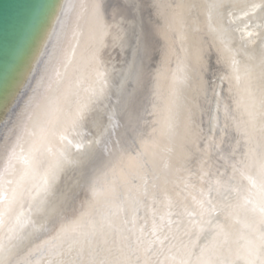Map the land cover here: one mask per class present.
<instances>
[{
    "label": "bare ground",
    "instance_id": "obj_1",
    "mask_svg": "<svg viewBox=\"0 0 264 264\" xmlns=\"http://www.w3.org/2000/svg\"><path fill=\"white\" fill-rule=\"evenodd\" d=\"M136 2L36 0L14 32L10 46L4 50L2 58H7L8 69L0 81V147L12 145L19 156L14 178H22L25 192L14 206L13 216L23 213L35 227L29 224L20 238L6 228L0 230V247L4 249L0 251V260H9L11 264H16V261L49 264L51 257L46 242L55 234L54 229L58 230L61 224L72 225L81 213L102 211L113 197L123 201L135 196L137 186L142 187L145 181L149 186L157 185L159 193L167 180L168 197L175 200L178 194L181 199L187 197V202L191 204L193 197L200 196L197 176L201 161H204L203 167L209 173L204 178V187L207 188L209 183L215 187V181L218 178L221 180L219 194L213 192L223 209L212 218L213 223L223 225L226 233L219 238L221 247L218 253L231 264H248L246 249L254 238L253 228L258 230L260 227V212L253 211L259 202V192L239 172L235 173L230 190L226 191L224 178L219 175L225 172V161L217 157L230 151V146H237L238 141L234 159H239L248 147L249 138L257 152L260 151L259 117L254 128L250 115L254 109L249 96V83L258 82L259 69L256 65L264 43L260 39L264 34V11L252 6L261 4L262 0H199L203 5L214 2L223 5L213 11L211 17L206 7L191 13L177 8L187 0H139L144 5H158L145 7L142 13L135 14L137 30L142 27L151 37L152 47L147 54L143 50H135V39L128 31L134 12L132 5ZM70 5L73 7L70 8ZM80 5L88 7L82 10ZM93 5H100L103 46L98 60L106 82L103 103L98 107L105 110L114 108L118 95L126 98L136 87L134 77L142 71L147 87L155 92L152 102L157 107V115L143 113L144 107L152 110V102L144 100L143 94L138 93L142 101L139 110L147 121L142 123L141 138L150 142L154 135H158L153 133V128L160 127L153 121L162 119L171 99L173 76L178 79L187 76L182 96L186 104L195 102L198 105L193 110V120L199 135L186 147L189 159L178 162L175 155L170 157L162 152L154 161L149 156H142L140 163L143 166L138 168L128 158L136 157L141 151L140 140L127 135L123 127L109 126L106 115L99 128L89 124L75 131L69 129L61 147L65 148L72 162L60 172L49 197L50 203L45 209H38V200L31 199L28 192L30 190L35 196L34 185L40 183V176L48 167L49 160L42 149L33 150L37 137L31 133H38L58 114V110L66 111L74 107L84 101L93 88L100 86L91 67L85 66L76 72L70 69L66 73L62 66L63 51L72 40L73 33L85 22H95ZM25 26V33L20 35ZM220 29L226 30L223 39ZM18 37L20 39L16 43ZM81 52L87 59L89 52L84 49ZM196 57L199 58L198 63ZM157 69L161 73L158 80L155 79ZM217 97L220 100L219 110ZM225 105L228 107L227 120ZM113 122L120 123L118 118H114ZM105 127L107 134L102 136ZM95 141L99 143L94 144ZM118 141L119 151L115 149ZM78 144L83 147H78ZM106 145L110 151H105ZM30 152L35 169L26 175L28 165L25 161ZM181 165L183 170L177 173L176 168ZM3 166L0 164V171ZM227 175H233L231 167L227 168ZM85 176L89 184L87 196L82 187ZM186 184H195L196 188L186 187ZM92 188L98 193L95 198ZM157 201L154 205L151 201L146 203L158 209L156 220L159 222V216L169 209L163 196L158 195ZM89 202H92L91 206ZM52 203L70 205V210L50 221L46 209ZM145 214L146 209L141 208L138 215L144 217ZM148 217L150 226V210ZM140 222L143 223V220ZM214 235L215 230L206 228L200 232L193 229L191 236L185 237V240L198 252ZM159 259L163 261V256Z\"/></svg>",
    "mask_w": 264,
    "mask_h": 264
},
{
    "label": "snow or ice",
    "instance_id": "obj_2",
    "mask_svg": "<svg viewBox=\"0 0 264 264\" xmlns=\"http://www.w3.org/2000/svg\"><path fill=\"white\" fill-rule=\"evenodd\" d=\"M70 8L73 6H69ZM87 5H80L82 10ZM96 13V20L93 23L85 22L79 26V30L73 33V38L68 42L67 48L63 51L62 66L67 73L70 69L73 72L79 71L85 66L91 67L94 72L99 88H93L90 95L82 102H78L74 107L68 110H58V114L41 127L39 132L33 131L31 135L37 137L33 144V150L42 149L46 158L49 160L48 167L40 176V183L34 185L36 189L35 196H32L29 190L28 194L34 201L38 200V209H45L50 203L49 197L58 180L59 174L66 164L71 163L65 148L61 143L67 139L69 129L75 131L80 127L91 124L99 128L104 116H107L108 124L112 128L123 127L127 135L134 140H140L141 151L136 157H129V161L135 162L136 166L142 167L140 158L149 156L154 161L155 157L162 152L170 157L175 155L178 162L189 159L186 153V147L194 141L199 135L194 127V108L198 105L193 102L186 104L183 100L182 89L186 84L188 77L178 79L173 76L171 89V99L168 103L166 113L162 119L154 120L153 123L159 124V128H153V139L143 140L142 123H146L143 113L148 115H157V107L153 100L155 92L147 87V80L142 71L137 72L134 77L136 87L128 93L126 98L117 96V103L112 109H103L98 107L103 103L106 82L104 72L100 70L98 55L103 46V29L99 23L100 5H93ZM147 8L158 7V5H144L137 2L132 5L134 9L133 17L129 21L128 31L135 39V50H143L147 54L152 47L151 37L146 34L141 27L137 30L136 13H142ZM206 7L209 16L213 11L223 7L220 3H211L203 5L199 0H187L185 3L177 5L182 11L191 13L194 10ZM253 9L260 8L264 11V0L261 4L253 5ZM83 13H81V16ZM226 33L225 29H220V36L223 39ZM260 39L264 42V34ZM81 49L87 50L89 55L87 59L83 56ZM196 62L199 58L196 57ZM259 69L256 79L258 82L249 83V96L251 106L254 109L252 116L253 127L259 117L258 131L261 134L260 151L252 146L251 138L248 141V147L239 159L236 157V147L230 146V151L217 157L225 161V172L219 173L224 178L225 190H230V182L235 178V173L239 172L246 176L253 187L259 192V202L253 211L260 212L259 229L253 228L254 238L249 241L246 249L248 264H264V43H262L259 63L256 65ZM235 71V61H233ZM160 70H156L155 79H159ZM250 74V73H249ZM227 78V77H225ZM236 79L240 77L237 75ZM138 93H142L144 100L152 102V110L144 107L143 113L139 110L142 101L139 100ZM195 101V98H194ZM220 100L217 97V109L219 110ZM94 105H97L94 107ZM227 105L224 106L225 120H227ZM114 118H118L120 123H114ZM227 128V123L225 124ZM107 134V127L101 135ZM70 144L71 141H68ZM95 141L94 144H98ZM38 146V147H37ZM83 147V145H77ZM91 147V146H90ZM119 151V141L115 146ZM105 151L110 149L105 146ZM234 162L230 165L229 160ZM19 156L12 145L0 147V164H3V170L0 171V230L7 229L16 238H20L24 230L33 224L30 218L25 217L23 213L13 216L14 206L19 203L23 197L25 189L22 185V178L15 179L16 164ZM25 163L28 167L25 174H31L35 169V161L32 152L29 153ZM147 163V162H145ZM205 162L201 161L199 169V198L193 197L192 203L187 202V197L181 199L177 194L175 200L168 197L167 180L165 186L159 193L156 191L157 185L149 186L147 181L144 185L137 186L135 196L120 201L113 197L111 201L105 204L104 209L96 214L81 213L72 225L61 224L55 234L46 243L49 245V255L51 259L49 264H231L226 258H222L218 249L221 247L219 238L225 236V228L219 223H213V217L222 211V207L213 196L215 191L219 194L221 180L215 181V187L211 183L207 188L204 187V178L209 173L203 167ZM239 165V167H237ZM231 167L232 176L227 175V168ZM183 166L176 168L179 173ZM186 187L196 188L195 184L185 185ZM85 195L89 188L88 178L85 176L82 185ZM92 196L97 197L95 188L91 189ZM161 195L166 200V206L169 211L159 216V222L156 220L158 209L152 208L156 204L157 196ZM151 201V205L146 203ZM90 206L92 202H89ZM141 208L146 209L144 217H140ZM70 210V205L51 204L46 209L47 218L55 221L57 217L63 216ZM148 210L151 212V222L149 226ZM175 216L173 220L171 217ZM143 220V223L140 221ZM33 227L35 225L33 224ZM44 227L43 224L40 225ZM215 230L212 239L199 251H194L193 245L185 240L192 234L193 229L200 232ZM0 247V251H3ZM163 256V261L159 257ZM0 264H11L9 260H0ZM16 264H27L26 261H16Z\"/></svg>",
    "mask_w": 264,
    "mask_h": 264
},
{
    "label": "water",
    "instance_id": "obj_3",
    "mask_svg": "<svg viewBox=\"0 0 264 264\" xmlns=\"http://www.w3.org/2000/svg\"><path fill=\"white\" fill-rule=\"evenodd\" d=\"M36 0H0V81L3 80L8 69L7 58L3 59L4 50L10 46L14 32L19 29L27 10ZM22 28L20 35L25 33ZM19 37L18 41L19 42ZM15 46L13 50H15Z\"/></svg>",
    "mask_w": 264,
    "mask_h": 264
}]
</instances>
